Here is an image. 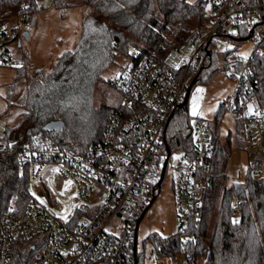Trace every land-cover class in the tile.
I'll list each match as a JSON object with an SVG mask.
<instances>
[{"label": "built area", "instance_id": "obj_1", "mask_svg": "<svg viewBox=\"0 0 264 264\" xmlns=\"http://www.w3.org/2000/svg\"><path fill=\"white\" fill-rule=\"evenodd\" d=\"M203 1L209 7V22L183 40L181 26L175 25L160 44L162 55L130 51L121 70L108 80L121 100L99 142L81 151L44 140L21 146L17 159L26 171L29 202L23 222L15 217L13 203L0 217V264H10L11 243L17 237L29 240L37 235L31 245L37 249L27 264H124L136 222L154 201L172 162L171 158L168 163L170 153L162 148L167 123L194 82L204 51L211 44L217 46L218 38L228 43L238 40V26L245 22L253 25L254 51L239 68L232 63L234 86L223 103L235 120L244 121L242 136L254 163L252 178L264 179V120L260 111L245 109L259 87L249 65L254 55L262 54L264 0ZM34 15L19 26L0 23V52L2 43L32 29ZM9 64L5 54L2 65ZM216 142H220L219 128L202 122L193 130L192 156L180 152L172 162L180 233L189 219L195 225L201 220L204 191L212 183ZM6 150L0 147V152ZM242 203L241 199L234 202L235 220Z\"/></svg>", "mask_w": 264, "mask_h": 264}, {"label": "trees", "instance_id": "obj_2", "mask_svg": "<svg viewBox=\"0 0 264 264\" xmlns=\"http://www.w3.org/2000/svg\"><path fill=\"white\" fill-rule=\"evenodd\" d=\"M81 2L91 13L81 23L76 47L64 52L49 72H41L26 82L22 94L14 103L23 109L22 118L17 125L3 130L0 137V147L7 148L0 152V217L13 203L15 217L22 222L25 219V208L29 202L27 177L17 159L22 145L44 140L81 151L100 141L111 112L119 106L96 104L100 94L98 98L95 92L100 90L104 93L103 88L109 85L101 75L116 56L128 57L130 48L141 54L154 51L162 55L160 44L172 27L180 25L179 34L183 35L185 31L190 32L209 22V7L203 0ZM61 3V0H53L57 9L67 7ZM38 10L37 0H0V23L9 21L19 26ZM64 13L60 10L61 17ZM238 30L239 41L251 40L253 25L241 23ZM4 47L0 52V67L7 52ZM259 47L262 54L254 55L249 65L251 74L259 83L250 101L264 120V40ZM244 60L235 55L233 49L222 51L218 57L208 48L203 53V63L194 83L206 82L219 70V62L225 70H229L233 62L239 68ZM22 66L17 67L15 80L25 75ZM13 87L10 84L6 88L8 104ZM183 101L170 117L164 133L162 148L164 153H170L168 163L174 153L184 152L192 156L193 130L202 123V120L189 115L188 98ZM224 111H227L224 103H220L214 114L215 126L218 127ZM53 121L61 122L62 127L55 131L46 130L45 125ZM236 126L243 129L244 121L238 120ZM225 141L229 144V136ZM226 160L225 146L216 142L211 161L212 183L204 191L200 222L195 225L194 220L189 219L183 233L177 228L167 236L149 234L143 241V247L145 243L150 245V253L155 258L183 259L187 264H196L204 256V264H264V179L252 178L254 163L248 162L242 182L220 189ZM218 194L220 202L209 236ZM237 199L243 200V203L238 207L239 217L235 220L233 211ZM182 236L186 239L182 240ZM37 238L38 235L29 240L17 237L11 243L10 264L29 263L37 249L31 248V245ZM124 264H146L144 250L137 251L135 248L134 253L132 244Z\"/></svg>", "mask_w": 264, "mask_h": 264}, {"label": "rangeland", "instance_id": "obj_3", "mask_svg": "<svg viewBox=\"0 0 264 264\" xmlns=\"http://www.w3.org/2000/svg\"><path fill=\"white\" fill-rule=\"evenodd\" d=\"M61 1V4L67 7L62 6V8L57 9L48 0H37L39 9L41 7L43 9L35 13L33 17L35 23L28 32V39L23 36L11 37L7 42L1 44L2 49L5 45L6 54H8L9 59L11 58V61L8 67L4 65L0 67V137L3 130L17 125L22 118L23 109L14 103L22 94L26 82L34 79L41 72H49L56 64L57 59L64 52L72 51L78 43L81 23L91 13V10L84 6L81 0ZM60 10L65 12L62 17L60 16ZM188 32L185 31L181 36L182 40ZM225 40V38H218L217 44L219 46L211 44L209 50L219 57L222 51L233 49L235 55L242 59L248 58L254 51V45L250 39L244 41L232 39L230 43ZM132 50L133 48H130V51ZM126 60L127 56L124 58L116 56L114 62L102 73V78L105 81L113 78L121 70ZM22 64L24 65L25 75L15 80L18 68L23 67ZM218 68L219 70L206 82L197 81L194 83L188 96L189 115L193 119L198 118L210 126H215L214 114L217 112L220 103H223L232 93L234 86L233 79L230 76L231 72L228 69L225 70L220 62ZM10 84L14 86V89L10 104H8L6 88ZM103 89L104 93H101L100 90L95 92L98 98L100 94V99L96 104H103L108 107L119 106L121 95L110 85ZM253 105V102L250 101L245 109L254 111L255 107ZM194 108L195 115H193ZM236 123H238V120H235L229 111L222 113L218 128L220 143L225 146L227 160L224 176L219 185L220 189L223 186L228 187L234 183L242 182L247 164L250 162L245 139L242 136L243 129L236 126ZM227 136L230 138L229 144L225 141ZM177 156L176 153L172 154V162L177 159ZM172 162L167 167L165 178L156 193L154 201L148 207L137 227L136 250H144L146 264H185L183 259L178 261L177 259L155 258V255L150 253V245L145 243L143 247V241L149 234L167 236L177 230V214L173 192V178L176 172ZM219 202L220 194H218L213 207L209 236L213 229ZM196 264H204V256L200 257Z\"/></svg>", "mask_w": 264, "mask_h": 264}, {"label": "water", "instance_id": "obj_4", "mask_svg": "<svg viewBox=\"0 0 264 264\" xmlns=\"http://www.w3.org/2000/svg\"><path fill=\"white\" fill-rule=\"evenodd\" d=\"M33 20H31V23L33 24ZM25 39H28V33L25 32L23 33L22 35ZM194 83V82H193ZM193 83L190 85L188 91L186 92L185 94V100L188 98L189 96V93H190V90H191V87L193 85ZM184 103V101L180 104V106ZM62 127V123L59 122V121H53V122H49L45 125V129L46 130H49V131H55V130H59L60 128ZM168 155V154H167ZM162 177H163V174L162 176L160 177V180H162ZM141 218L136 222V231H137V227H138V224L140 222ZM135 248H136V232H135V237H134V241H133V252L135 253Z\"/></svg>", "mask_w": 264, "mask_h": 264}, {"label": "crops", "instance_id": "obj_5", "mask_svg": "<svg viewBox=\"0 0 264 264\" xmlns=\"http://www.w3.org/2000/svg\"><path fill=\"white\" fill-rule=\"evenodd\" d=\"M34 23H35V19L33 20V24H34ZM33 24H32V25H33ZM190 92H191V90H190ZM253 106H254V105H253Z\"/></svg>", "mask_w": 264, "mask_h": 264}, {"label": "snow or ice", "instance_id": "obj_6", "mask_svg": "<svg viewBox=\"0 0 264 264\" xmlns=\"http://www.w3.org/2000/svg\"><path fill=\"white\" fill-rule=\"evenodd\" d=\"M196 113H195V108H194V111H193V115H195Z\"/></svg>", "mask_w": 264, "mask_h": 264}]
</instances>
